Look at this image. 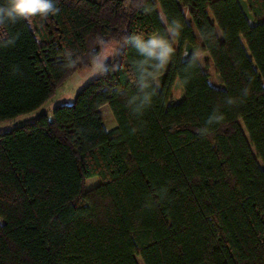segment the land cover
Returning <instances> with one entry per match:
<instances>
[{"label":"trees","instance_id":"16d2710c","mask_svg":"<svg viewBox=\"0 0 264 264\" xmlns=\"http://www.w3.org/2000/svg\"><path fill=\"white\" fill-rule=\"evenodd\" d=\"M242 1L54 0L0 24V123L116 47L72 103L0 132V264H264V0Z\"/></svg>","mask_w":264,"mask_h":264},{"label":"rangeland","instance_id":"374dc122","mask_svg":"<svg viewBox=\"0 0 264 264\" xmlns=\"http://www.w3.org/2000/svg\"><path fill=\"white\" fill-rule=\"evenodd\" d=\"M244 1V0H243ZM242 1V3H243ZM245 5V3H244ZM163 18V15H162ZM164 19V18H163ZM31 24V22L29 23ZM218 33L220 34L219 29ZM156 38V37H154ZM244 42V40H243ZM177 46V43H175ZM192 49H195V54L197 55L198 59L202 63V65L207 66V72L210 75V81L212 84L219 86V76L216 74L215 68L213 64H211V59H209L208 54L204 52L201 46H193ZM116 51V47L114 43H109L105 46L102 54L99 57L98 64L94 68H86L82 69L80 71H77L72 74L70 78H68L62 86L59 88L56 96L53 98V101L50 103H47L44 105L40 111L33 115H21L19 117H16L14 119L5 121L0 123V132H4L10 129H13L15 127H18L20 125H23L24 123H27L29 121H32L35 119V117L40 114L41 112L43 113H51L52 110L57 106L61 105L64 103H72L75 98L77 93L81 90V88L87 84L93 76H97L98 72L102 68L103 64L105 61H108L113 54ZM190 52V48L184 49L183 55H187ZM168 65V61L166 62ZM221 85V84H220ZM184 98V89L183 86L181 85L179 79L176 80L172 94H171V99L170 101L172 102H179ZM101 115L103 117L104 125L107 129H113L116 125L117 122L113 116V113L109 106L105 105L103 108H101ZM98 185V179L97 178H92L88 180L87 182V189L95 188ZM137 260L139 264H143L142 259L137 256Z\"/></svg>","mask_w":264,"mask_h":264},{"label":"clouds","instance_id":"9594fccd","mask_svg":"<svg viewBox=\"0 0 264 264\" xmlns=\"http://www.w3.org/2000/svg\"><path fill=\"white\" fill-rule=\"evenodd\" d=\"M56 11L54 0H8L5 6L0 7V24L15 23L16 20L29 16H47ZM131 39L141 54L160 63H166L173 52L172 45L162 38L143 41L133 36ZM147 99L148 97H145V100Z\"/></svg>","mask_w":264,"mask_h":264},{"label":"crops","instance_id":"0c3cea01","mask_svg":"<svg viewBox=\"0 0 264 264\" xmlns=\"http://www.w3.org/2000/svg\"><path fill=\"white\" fill-rule=\"evenodd\" d=\"M103 108V107H102Z\"/></svg>","mask_w":264,"mask_h":264}]
</instances>
